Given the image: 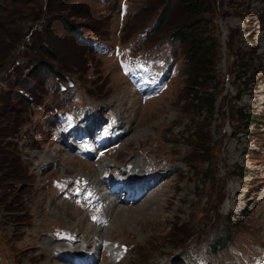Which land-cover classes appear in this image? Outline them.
<instances>
[{
    "label": "rangeland",
    "instance_id": "1",
    "mask_svg": "<svg viewBox=\"0 0 264 264\" xmlns=\"http://www.w3.org/2000/svg\"><path fill=\"white\" fill-rule=\"evenodd\" d=\"M196 1L0 0V264H264V0Z\"/></svg>",
    "mask_w": 264,
    "mask_h": 264
},
{
    "label": "trees",
    "instance_id": "2",
    "mask_svg": "<svg viewBox=\"0 0 264 264\" xmlns=\"http://www.w3.org/2000/svg\"><path fill=\"white\" fill-rule=\"evenodd\" d=\"M184 8L187 10V14L191 17L194 18L195 16H197L201 11L203 10V6L199 5V3H197L196 0H181ZM192 28L191 25H187V26H183L178 30L179 33V41L183 42V43H187L188 40H192L193 41V36H192V32L193 29L190 30ZM210 50V49H209ZM208 50V51H209ZM193 53L192 55L197 54V51H193L191 52ZM201 57H199V64L201 69H204V71L202 70V72L205 74L207 71H209V67L211 68V66L213 65V63L210 60L209 57V53H202L200 55ZM247 65H239L238 69H246ZM204 67V68H202ZM211 72V71H210ZM200 78H202V75L200 76ZM203 80H205V75L203 77ZM210 80V79H208ZM210 96V95H209ZM203 99H205L206 102H204L203 104H205V108L207 111H209V113H211L214 109V103L215 100L213 97L210 96V98L207 96H205ZM243 119L246 120V125H248L249 123H252L254 120L253 118H249L246 116H243ZM225 235V234H224ZM227 236V235H226ZM226 236H219L216 239L211 241V246H212V250H215L217 248H222L225 245L226 242Z\"/></svg>",
    "mask_w": 264,
    "mask_h": 264
},
{
    "label": "bare ground",
    "instance_id": "3",
    "mask_svg": "<svg viewBox=\"0 0 264 264\" xmlns=\"http://www.w3.org/2000/svg\"><path fill=\"white\" fill-rule=\"evenodd\" d=\"M76 126V125H75ZM128 173V172H127ZM260 181V180H259ZM75 210V209H74ZM62 241V240H61ZM77 260L75 259L74 262H76ZM180 264V263H179Z\"/></svg>",
    "mask_w": 264,
    "mask_h": 264
},
{
    "label": "snow or ice",
    "instance_id": "4",
    "mask_svg": "<svg viewBox=\"0 0 264 264\" xmlns=\"http://www.w3.org/2000/svg\"><path fill=\"white\" fill-rule=\"evenodd\" d=\"M119 54V53H118Z\"/></svg>",
    "mask_w": 264,
    "mask_h": 264
}]
</instances>
